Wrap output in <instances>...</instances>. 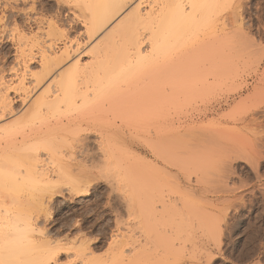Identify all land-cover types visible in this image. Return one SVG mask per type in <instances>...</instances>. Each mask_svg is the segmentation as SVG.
Masks as SVG:
<instances>
[{
	"label": "rangeland",
	"instance_id": "1",
	"mask_svg": "<svg viewBox=\"0 0 264 264\" xmlns=\"http://www.w3.org/2000/svg\"><path fill=\"white\" fill-rule=\"evenodd\" d=\"M77 1L0 0V19L2 18L0 20V78L6 83H0V88L3 86L4 90L5 85L10 86L7 94L12 105V112L6 113L3 118L1 117L2 119L0 118V127L11 123L15 117L17 119L21 115L25 116L30 109L29 106L33 104L32 101L36 100L41 91L43 92V89L47 90L50 86L53 89L54 81L59 73L70 68L76 60L79 59L80 63L85 66L94 61L95 56L92 50L101 43L103 44L102 38L106 39V31L111 30V27L115 30L119 28L116 25L120 24L119 26H121L122 21L126 20L124 18L130 15L138 2V0H129L125 9L101 31L102 34L98 33L90 37L86 30L90 20V12L80 0L78 1L79 3ZM238 3L241 6L237 5ZM241 3L244 4L242 5ZM79 4L81 7H77ZM144 4L142 7L146 10L148 3ZM81 8L82 11L80 10ZM223 10L217 17L216 26L214 25L213 29H204L205 31H201L200 36L193 41L196 49L197 47L202 49L201 57L203 60L206 57L208 59L210 57L209 60H211V56L207 55V53L211 51L208 45L211 44L209 43L211 37L214 39L213 33L216 35L217 33L220 34L225 28L228 31H233L232 33L238 35V37L241 36L242 42H240L241 44L239 43L241 47H239L240 45L238 47L241 50L245 48L246 51L242 50L241 52L236 49L235 53L238 54H234V59L232 60L237 65L234 66L235 63H233V66L230 65L231 70L228 73L223 74L225 71H220L217 74L216 71V74H214L212 72L214 68H212V63L208 59L205 61L197 59L198 63L196 61V64L195 62L192 64L191 72L192 69L197 70L199 68L201 70V73L199 72L200 75H198L199 73L197 74L196 70V72L193 70L194 72L192 75L190 74L191 76H185L186 78L190 77L191 82H187L186 80L188 79H185V77H182L185 80L182 79L175 82L172 85L175 87L173 91L169 89V91L164 93L166 98L162 94V99L165 101L160 99L164 104L161 103V100L156 99V105L153 103V105H139L141 106L139 108L136 105L138 109L133 105H126V107L124 106L126 110H120L118 106L122 108L123 105L114 107L108 101H104L103 105H101L103 107L97 105L98 108L93 107V112L88 111L90 108L83 110V112L88 111L85 112L86 116H81L82 111H77L80 112L79 115L74 110L70 114V112L67 113V110L63 109L64 112L63 110L55 112V117L52 115L56 121H54L52 116H49L51 120L48 119L49 117L44 119V124L43 122L41 124L40 121H37L39 123L36 122L39 126L45 125V129L51 131L49 135L47 134L48 131L46 133L43 130L46 134H42L41 129H44L43 126L37 129L38 125L36 124L37 126H35L34 124L36 130H40L39 134L35 129L32 130L30 126L31 132L28 131L29 127H26V131L22 133L25 137L20 138L22 136L21 133L15 136L18 139L20 138L19 140L15 138L16 140L14 139L15 141L12 140V142L11 139H9L10 141L4 139V142L7 143L1 140V146H6L9 143H13V145L15 143L19 144L21 139L27 140L30 137L29 134L34 133L33 131H35V134L28 139L30 141L34 137L37 138V134H41L44 139L48 135L46 140L50 141L51 138L55 140L53 143L58 150H54L56 152L54 154L59 159V163L62 162L64 164L67 162L65 166L61 163L66 169V171L64 169L63 171L67 172V176L63 173L66 176H63L64 180H62L60 175L53 174L62 180L58 182V186L61 183L59 188L57 187L56 194L49 200L45 198V202L42 204L44 205L43 208H41L42 205L39 208L36 203L31 204L32 207L36 205V210H39V212L34 210L35 207L32 209L30 206L33 216H36V219L38 218L37 220L33 218V222H36L35 227L39 228L36 227V230H40L38 233L35 231L37 240L47 244V239L49 238L48 244L51 242L49 247L54 246L52 248L58 254L56 257L58 263L79 264L82 258L79 256V259L77 253H79L78 249L80 248V251H86L85 253L83 251V257L88 254L87 256L103 257V259L105 258L104 260H106V257L109 258V254L111 258V256L115 257V254L118 253V258L115 259H119V261L114 260V264L115 262L119 264H148L149 261V264H264V0H232ZM239 11L240 15L243 16L239 15ZM227 20L231 21V23ZM225 22H227V27ZM108 27L110 28L108 29ZM113 29L112 31L114 32ZM110 30L108 31L109 35L112 33V31L110 33ZM198 40H201V42ZM196 42L199 43L197 44ZM204 44L208 48L203 51ZM189 47L188 49L191 52V47ZM194 49L192 48V50ZM44 50L46 52H43ZM49 52L51 55L49 56L52 58L48 56ZM58 55H62L63 58L59 56L61 61L58 62L57 68L47 75L39 86L35 87L37 85L35 84L36 75L43 70L41 65L48 59L57 61ZM93 58L94 60H90ZM187 58L186 61L192 63L191 60L189 61V56ZM236 59L238 60L236 61ZM242 60H244L245 64L241 63ZM200 63L206 64L205 66L209 64L211 69H209V66L206 69ZM203 69L211 71V75H205ZM38 71L39 73H37ZM191 72L189 71V73ZM20 76L24 77L25 82V87L21 90V86L18 84ZM1 79L0 82H2ZM182 81L185 82L181 84ZM2 88L0 92H4ZM137 88H140V85ZM159 101L160 103H157ZM132 109H137L138 112H133ZM119 111L121 113L124 111L122 116ZM56 113H60L57 116L59 117L58 119ZM63 113L67 115L63 116ZM90 113L92 114L89 116ZM137 114L138 117H136ZM130 116H134L132 118L136 119L134 120ZM75 126L80 127L76 128ZM78 128L79 132L76 131ZM27 131L29 134L27 133L26 135ZM56 132L57 134H55ZM77 139L80 140L77 141ZM99 141H101L100 144L98 143ZM54 144H52L51 140V145L54 146ZM81 145L84 146L81 147ZM101 146L107 152L101 150L99 148ZM43 147L45 146H42L39 151L42 159L47 158L49 155V151L46 147ZM53 149L55 148L53 147ZM85 150L90 151V154ZM60 152L61 155L59 154ZM27 153H29L28 150ZM32 153L30 152L29 155ZM93 157H96V159ZM95 160L98 162L102 161L100 162L102 163L101 166ZM249 163H253L252 166ZM66 165L68 167L71 166L72 168H69L73 170L68 169ZM209 170L211 173L208 172ZM83 171L85 174L82 173ZM99 171L104 173L101 175ZM153 171L154 173H151ZM131 172L135 173V176L137 172L138 175H141V173L142 175L134 177ZM91 173H94V175ZM154 174H156V177ZM96 175L97 177H94ZM142 176L145 177V180ZM130 177L131 180L134 178L132 181L135 182H132ZM57 178L55 179L57 180ZM149 179L150 181H147ZM219 180L227 182L228 185L225 182L220 184ZM133 183L139 184L138 187ZM223 185L224 188H222ZM76 187L78 189L82 188L83 191L82 189L79 191ZM132 187L134 188L132 189ZM203 187L205 190H203ZM149 188L153 190L151 197L148 196L150 194ZM217 189L219 191L215 192ZM38 192H34L32 197L30 196L31 200L34 196H37L34 197V202H36V199L40 202V198L47 195L45 191L39 192V195ZM137 192L140 195L142 194L143 198ZM154 195H162L161 197L163 198L160 196L157 198ZM184 196L185 198L187 196V198L183 199ZM160 199L164 202L166 201V204L163 202L162 204ZM127 200H131V203ZM187 201L188 203L191 201L189 205L186 204ZM153 202L155 203L152 205L151 203ZM191 204L193 206H190ZM194 205L199 208H194ZM162 206L166 207L163 208ZM146 209L149 210V213H147ZM172 209L173 211H171ZM195 210L196 212L199 210L200 214L195 213ZM205 211L207 213L210 211L211 214H209L212 217L208 215L211 219ZM153 212L155 215H152ZM201 212L203 213L201 214ZM215 213L218 214L217 218ZM196 214L198 216L197 220L195 219ZM149 218H151L150 223ZM196 221L198 222L196 223ZM159 222L161 225H157ZM201 222L204 224L203 230L199 226ZM152 227L153 230L151 229ZM188 232L190 233L188 234ZM214 232L215 234H213ZM162 237L163 240L168 241V245H166V241L162 242ZM216 238L217 240H215ZM111 245L115 247V250H113ZM167 246H169V250L171 249L170 253H168ZM113 252H115V256L112 255ZM136 252L137 254L142 253L138 254V257L142 255L139 258L141 262L139 259L138 262L137 258L133 261L132 258H134ZM79 255L81 254L79 253ZM129 258L132 260L130 261ZM53 263L54 260H52Z\"/></svg>",
	"mask_w": 264,
	"mask_h": 264
},
{
	"label": "bare ground",
	"instance_id": "2",
	"mask_svg": "<svg viewBox=\"0 0 264 264\" xmlns=\"http://www.w3.org/2000/svg\"><path fill=\"white\" fill-rule=\"evenodd\" d=\"M80 1L83 3L84 7L87 8L89 10V12H90V20H89V24H87L88 26H87L86 30H87V33H89V36L92 37V36H94V35H96L98 33H101V31H103L104 28L111 21H113V19L116 16H118L125 9V7L127 6L129 0H80ZM230 1H232V0H138L137 4H135L133 10L132 11L130 10L131 11L130 15L127 16L126 18H124L126 20L124 21L123 19H119V20H123L122 21L123 24L121 23V26H119L120 24L116 25L119 28H116V30H115V29H113V27H111V30H110L109 29L110 27H108V29L110 30V33H111L112 29L114 30V32L112 31V33L109 35V33H108L109 30L107 29L108 31H106L107 33L105 34V36L107 35L106 36V39H103L102 38L103 44L101 43L102 45L100 44V45L96 46L92 50V51H94V54L93 55L95 56V60H94V58L93 59H90V60H94V61H91L92 64H90L91 62L89 61L90 62L89 63L90 65L88 64V65L85 66V65H83V63L81 64L80 63V60L78 59V60H76L74 62V64L72 66L70 65L71 66L70 68H68L67 70H65L62 73H59L58 76L56 75L57 76V79L54 81V88L52 87L53 89H51V86H50V87L47 88V90L43 89L44 91L43 92L41 91V94L40 95H38V96L36 95L37 96L36 100L35 101H32L33 104H31L29 106L30 109L28 108L29 111H28V113L25 116L24 115H21L23 117L20 116L17 119L15 117L14 121L12 120L11 123H7V124L5 123L6 125L0 127V143H1V140H3V142H4V139H7L8 141H10L9 139H11V141L12 140L15 141L16 140L15 138H17L15 136L17 134L19 135V133L22 134L23 131L25 132L26 131L25 130L26 127H29L28 128V131H30V126H31V129L32 130L33 129L36 130V127H34V124H35V126H37L38 125L37 123H39L37 121H40V123H41V122L44 121V119L48 118L49 116H52L53 115L55 117V115H54L55 112H59V110L62 111L63 109L64 110H67V113L70 112V114H71V112H73V110L75 112H77V111H80L81 112L82 111L81 112V116L82 115H85L86 116V113L85 112L92 111L93 107L98 108L97 105L98 106L103 105V102L104 101L105 102L108 101V103L110 105H114V107L116 105H123L122 108H120L121 106H118L120 110L125 109L126 105H133L134 107H136V105H138V108L141 107L139 105H153V104L156 105V101L162 99V97H163L162 94H164L167 91H169V89L173 91V89L175 87L172 86V85L175 82H177L179 80H182L185 76L187 77V75L191 76L192 73L196 70V69L195 70L192 69V72H191L192 64L194 62L196 64L197 59L198 60H203V58L201 57V50L202 49L201 48H198V47L196 49V47L194 46V41L193 40H195L196 37L200 36L199 35L200 32L203 31L204 29H207V28H209V29L212 28L213 29V27L215 25V22L217 20V17H219V13L222 12V11H224L223 9L226 8V5ZM144 3H146V4L148 3V7L149 8L147 7L146 10H145V8L142 7L143 5H145ZM235 3H237V2H235ZM239 3L237 5H240ZM234 5H236V4H234ZM78 6H80V4L77 5V7ZM227 8H229V7L227 6ZM80 10L82 11V8ZM238 10H240V9H238ZM3 12H5V11H3ZM1 14H2V12H1ZM237 15H235V16H237ZM239 15H240V11H239ZM5 16H6V14H5ZM240 16H243V15H240ZM119 20H117V21L119 22ZM228 22L231 23V21H228ZM226 23L227 22H225V26L227 27V24ZM242 23H241V25H242ZM232 24H234V22H232ZM221 26H222V24H221ZM211 32L213 33V31H211ZM215 32L217 33V31H215ZM221 32H222V34H221ZM221 32H220V34L217 33V35L215 33H213L214 39H213V37H211V40L213 39L212 41L210 40V42H209L211 44H209V43H208L209 45L207 44L209 46V50H211L210 53H207V55L209 54L211 56V60H209L210 57H209V59L206 57V59H208L212 63L211 66H212V68H214V71H212V72H214V74H216L215 73L216 71H217V74L220 71H222V72L225 71L223 74L228 73V71L231 70L230 67L234 65L233 63H235L234 66L237 65L236 62H234V60H232V59H234V54L235 55L238 54V53L236 54L235 51H236V49L238 50L239 47H241V45H240L241 43L240 42H242L241 36L238 37V35L233 34L232 33L233 31H231V30L228 31L227 29L223 28V31H221ZM45 33H47V32H45ZM234 33H235V30H234ZM46 35H48V33ZM213 35H210V36H213ZM246 36H247V34H246ZM24 38H26V37H24ZM244 40H245V38H244ZM244 40H243V42H244ZM191 41H193V42H191ZM246 41L248 42L247 39H246ZM199 42H201V40ZM199 42H196V43L198 44ZM196 43H195V45H197ZM206 43H207V41H206ZM243 44H242V46H243ZM189 46L190 47L191 46H194V47H191V52L188 49ZM93 47H94V45H93ZM200 47H202V46H200ZM203 47H204L203 48V51H204L205 48H208V47H206L205 44L203 45ZM210 47H212V48L210 49ZM192 48L193 49L195 48V49L192 50ZM32 49H30V50H32ZM205 50H207V49H205ZM239 50L242 52V50H245V48L242 49V50L241 49H239ZM247 50H248V48H247ZM203 51H202V53H203ZM43 52H46V51L44 50ZM43 52H42V54H44ZM206 52H208V51H206ZM47 53H45V54L47 55ZM260 53H261V51H260ZM49 55H50V52H49L48 56ZM59 56H62V55H58L57 56L58 60L55 58L57 61H55L54 59H48L45 63L43 62L44 64L41 65L42 66L41 69H43L42 72L39 73V71H38L37 73H39V74L36 75V78L34 77L36 79L35 80L36 82L32 80L33 82H35V84H37L35 87L39 86L41 84V82L43 81V79L47 75H49L54 69L57 68L56 66L58 65V62L61 61V60H59ZM78 56H79V54H78ZM188 56H189V61L191 60L192 63H188L186 61V59H188L187 58ZM50 58H52V57H50ZM62 58H63V56H62ZM205 60H203V61H205ZM237 60L238 59H236V61ZM203 61H201V62H203ZM242 61H241V63H244L245 64L244 60H242ZM197 63H198V61H197ZM246 63H247V61H246ZM201 65H203V64H201ZM205 65L206 64H204L203 67H205L206 69H208L207 67L209 66V69H211L209 64L207 66H205ZM63 67H61V68H63ZM196 68H198V67H196ZM61 70H63V69H61ZM189 71L191 73H189ZM196 71H197V74H198L201 70L198 68ZM204 71H205V75L206 74L209 75L210 73H212L211 71H208V70H204ZM58 72H60V70H58ZM200 73L198 75H200ZM214 74H213V76H215ZM186 77H185V79H188L186 81L187 82H191L190 77L189 78H186ZM196 77H195V79L198 78V77L197 78ZM185 79H183V80H185ZM50 80H52V79H50ZM192 81H193V78H192ZM3 82L5 83L4 80H2V82H0V83L2 84ZM51 82H53V81H51ZM184 82L182 81L181 84H183ZM5 84H3V85H5ZM18 84H20V86H21V88L19 86L20 90L23 89V87H25V82H24V77L23 76L22 77L20 76V80H19V83ZM139 85H140L141 90H139L140 88H137ZM9 88H10L9 85H5L4 90L2 88V90L4 92H2V91L0 92L2 94L0 96V104H1L0 105V118L1 117L3 118L6 113H9V112L11 113L12 112L11 100H10V97H8V94H7V91L9 90ZM16 88H18V87H16ZM24 89H26V88H24ZM180 89H182V88H180ZM137 90H139V91L137 92ZM175 90H177V89H175ZM164 98H166L165 94H164ZM154 100H155V103H154ZM162 100L165 101L164 99H162ZM162 100H161V103H163ZM166 102H165V105H166ZM157 103H160V101L157 102ZM104 105H105V103H104ZM157 105H159V104H157ZM101 107H103V106H101ZM89 108H90V110H88ZM86 109L88 111H84L83 112V110H86ZM100 109H102V108H100ZM137 109H135V110L132 109V110H133V112H135V111H137ZM64 110H63V112H64ZM124 111H123V113H124ZM80 112H77V113L79 114ZM119 112H120L119 114H121V116H122L123 113H121V111H119ZM60 113H62V112H60ZM60 113H56L57 114L56 117L58 116V114L60 115ZM139 113H141V112H139ZM91 114L92 113H90L89 116ZM138 114H137V116L136 115L135 116L138 117ZM65 115H67V114L65 113L63 116H65ZM79 115H77V116H79ZM77 116H76V118H77ZM93 116H94V114H93ZM73 117H74V115H73ZM117 117H119V116H117ZM130 117L132 118L134 116H130ZM58 118L59 117H57V119ZM48 119H50V117ZM132 119H134V118H132ZM54 121H56L55 118H54ZM43 124H44V122H43ZM42 126L45 129L46 126L45 125H42ZM42 126H39L38 125L37 126V129L42 128ZM53 127H55V126H53ZM77 127H80V126H77ZM44 129H41L42 134L44 133L43 131H45V132L48 131V129L47 130L46 129L44 130ZM28 131L26 132V135H27ZM39 131H37L38 134H39ZM56 131H57V128H56ZM76 131L79 132L80 131L79 128ZM33 132H34L33 134H35V131H33ZM49 132H51V131H48V133L47 132L46 133L49 135ZM46 133H44V134H46ZM21 134H20V136H21ZM33 134L30 133L29 134L30 137H28V139L32 138V135ZM38 134L36 135V137L37 136L38 137L37 138L34 137L31 141L26 138L28 141L25 140V139H23V140L21 139V141H19V144H16L15 142H14L15 143L14 145H13V143H9L8 145L6 144V146H1V144H0V146H1V148H0V264H52V260H54V263L53 264H60L61 263L60 261H59L60 263H58V261H57V258L56 257L58 256V254H56V251L54 250V248H52L54 246L51 247L52 249L49 247V244H51V242L48 244V241H49L48 239L49 238L47 239V244H44L41 241L39 242L37 240V237L35 235V231L38 233V231H40V230H36V227H37V226L35 227V223L36 222L35 223L33 222V218H35L36 216L35 217L33 216V213H32L33 211L30 210V206H31L32 209H34V207H35L34 210H36V205H34L32 207V205H31L32 203H36L37 204V207H39V206L41 207V205L43 204V202H45V198L46 199L48 198V200H49V198H52L54 196V194H56L57 187L59 188L60 183H61L60 182L59 183V186H58L59 180L60 181L64 180L63 179L64 178L63 176H65V175L63 173H65V174L67 173V172H64V171H66V169H65V167H63V165L65 166V164L67 162H65L64 164L61 162L63 164L62 165L61 163H59L60 162L59 159H57L56 155L54 154V152H55L54 150H58L57 149V146L55 147V144L53 143V141H55V140H53L51 138L52 144H54V146H52L51 145V140L50 141L46 140V137L48 139V135L47 136L45 135L46 137L44 139V137H41V134L40 135H38ZM51 134H54V133H51ZM51 134H50V136L52 137ZM55 134H57V132ZM23 136H24V134H22V136L20 138H22ZM19 139L17 138V140H19ZM7 140H5V141H7ZM62 140H63V137H62ZM79 140L77 139V141H79ZM4 143H7V142H4ZM4 143H3V145H4ZM98 143L100 144L101 141H99ZM81 144H82V142H81ZM85 145H87V143H85ZM42 146H45L46 149L49 151L48 152L49 158H48V156H47V158H43V159L41 158L42 156H41V153H39V151L42 148ZM83 146L81 145V147H83ZM45 147H43V148H45ZM53 147L55 149H53ZM163 147L166 148L165 146H163ZM99 148H101V150H105V148L103 146H101ZM27 150L29 151V153L30 152L31 153L33 152V153L29 155V153H27ZM61 150H62V148H61ZM101 150H100V152H101ZM23 151H24V153H23ZM85 151H84V153H85ZM86 152H88L90 154V151H86ZM92 152H93V150H92ZM102 152H104V151H102ZM112 153H113V151H112ZM59 154L61 155V152ZM101 154H103V153H101ZM115 155H116V153H115ZM199 156L201 157V155H199ZM54 157L56 158L57 161L55 160ZM99 157H102V156H99ZM245 157H246V155H245ZM248 157H250V156H248ZM93 158L96 159V157H93ZM120 158H121V156H120ZM104 159L106 160V158H104ZM44 160L46 161V163H45ZM98 161H99V158H98ZM98 161H96V163H99L100 166H101L102 163H100V162H102V161H100V162H98ZM118 162H119V160H118ZM192 163H193V159H192ZM104 164H105V162H104ZM200 164H201V162H200ZM249 164H251V163H249ZM252 164H251V166H252ZM110 165H108V166H110ZM203 165L204 166H207L206 164H203ZM219 165H221V164H219ZM66 166L68 167V165H66ZM121 166L123 167V165H121ZM69 167H71V166H69ZM69 167H68V169H71L72 168V167L71 168H69ZM193 168H195V167H193ZM63 169H64V171H63ZM72 170L73 169H71V171ZM84 171L82 173H84ZM102 171H103V169H102ZM139 171L143 172L142 170H139ZM208 172H210V170ZM55 173L58 176L60 175V177H62V180L60 179V177L58 179L57 178L58 176L55 177L53 175ZM100 173L102 175V173H104V172H100L99 171V174ZM148 173H150V172H148ZM151 173H154V171L151 172ZM91 174L94 175V173H91ZM134 174L135 173H132V175L134 177L141 176L142 175V173H141V175H138V172L136 173L137 174L136 176ZM154 175L156 177V174H154ZM158 175H159V173H158ZM66 176H67V174H66ZM143 176H144V173H143ZM94 177H97V175L94 176ZM142 177H141V179H142ZM55 178H57V180ZM68 178H69V176H68ZM80 178H82V177H80ZM144 178L145 177H143V179ZM205 179L207 180V178H205ZM208 179H210V178H208ZM130 180H131V177H130ZM147 181H150V179L147 180ZM219 181H220V184L222 182L223 183L225 182V181H222L221 182V180H219ZM66 182H64V183H66ZM132 182H135V181H132ZM157 182H158V180H157ZM140 183H143V182H140ZM217 183H218V181H217ZM225 183H226V185H228L227 182H225ZM83 184H85V183L83 182ZM133 184H135L136 187H138V185H139V184L137 185V183H133ZM71 186H72V183H71ZM71 186H70V188L72 189L73 186L72 187ZM144 187H146V186H144ZM133 188L134 187H132V189ZM213 188H215V186H213ZM222 188H224V185H223ZM60 189H61V187H60ZM71 189H70V191H71ZM76 189H78V188L76 187ZM81 189H78V190L80 191ZM85 189H87V188H85ZM218 189H217V191H215L216 189L213 190V191L218 192L219 191ZM137 190L139 191L138 188H137ZM203 190H205L204 187H203ZM37 191H39V192H44V191L47 192L46 193L47 195L45 193H43V194L46 195V197H44V196H42L40 194L42 196L40 198L42 200V201L40 200L41 203L36 198H35L36 199V202H34L35 201L34 200V197H37V196H34L32 200L30 199L32 197V195H34V192L37 193ZM73 191H74V189H73ZM82 191H83V189H82ZM152 191L153 190L150 189V194L148 196L151 195V192ZM206 191H207V189H206ZM39 192H38V195H39ZM135 192H136V190H135ZM137 194H138V192H137ZM138 195H140V194H138ZM138 195H137V197H138ZM158 196H160V195H158ZM158 196H155V197L159 198ZM187 196H189V195H187ZM187 196H186V198H187ZM141 197L143 198V196H141ZM161 198H163V197H161ZM186 198H185V196L183 197V199H186ZM29 199L31 200L30 203H29V201H30ZM127 201H129V200H127ZM152 201H154V200H152ZM129 202L131 203V200ZM158 202H159V200H158ZM158 202H156V203H158ZM162 202L166 204V201L164 202V201L161 200V203ZM39 203H40V205H39ZM154 203L155 202H153L151 204L153 205ZM189 203H188V201L186 202L187 205H189ZM183 205L184 204H182V206ZM43 206L44 205H42L41 208H43ZM140 206H139V208H140ZM190 206H193V205L191 204ZM162 207L164 208L166 206H162ZM169 207H170V205H169ZM183 207H185V206H183ZM196 207L199 208L198 206H195L194 205V208H196ZM156 208H158V207H156ZM146 210H145V212H146ZM36 211L39 212V210H36ZM148 211L149 210H147V213H149ZM171 211H173V209ZM198 211L196 212V210H195L194 212L195 213H199ZM206 211H205V213H207ZM133 212H134V210H133ZM168 213H170V212L168 211ZM202 213L203 212H201V214ZM209 213H210V211H209ZM209 213H207V216L208 217L211 214V213L210 214ZM37 214L39 215V213H37ZM43 214H44V212H43ZM153 214H154V212L152 213V215ZM215 214L217 215L216 216V218H217L218 217V214L217 213H215ZM225 214H226V212H225ZM158 215H157V217H158ZM184 215H185V213H184ZM170 216H171V214H170ZM186 216H188V215L186 214ZM191 216H193V215H191ZM182 217H183V215H182ZM197 217L198 216L196 214L195 215V219L196 220L198 219ZM200 217H201V215H200ZM158 218H160V217H158ZM163 218L165 219L164 215H163ZM168 218H170V217H168ZM201 218H203V217H201ZM150 219L151 218H149V223H150ZM187 220H186V222H188ZM146 221H147V218H146ZM214 221H215V218H214ZM191 222H192V220H191ZM197 222L198 221H196V223ZM151 224L153 226V222L152 221H151ZM159 224L161 225L160 222L157 223V225H159ZM189 224H188V226H189ZM200 224L202 226L201 225H199V226L201 227V230H203L204 229V227H203L204 224L202 222ZM210 224H212V223H210ZM226 225H228V224H226ZM154 227H157V226H154ZM211 227L213 229H215L213 226H211ZM146 228H148V227H146ZM151 229L153 230V227ZM149 231H150V229H149ZM150 232H148V233H150ZM154 232H156V231H154ZM184 232L186 233V231H184ZM189 233L190 232H188V234ZM152 234H150V235H152ZM213 234H215V232ZM161 235H160V238H161ZM216 235H217V233H216ZM148 237H149V235H148ZM156 239L157 238H155V240ZM215 240H217V238ZM157 241H158V239H157ZM163 241L164 242L166 241L167 242L166 245H168V241L165 240V239L163 240V237H162V242ZM146 243H148V242H146ZM217 243H220V242H217ZM161 244H163V243H161ZM163 245H165V244H163ZM169 246H167L168 247L167 248L168 250H169ZM111 247H113V246L111 245ZM114 248L115 247H113V250H115ZM167 249L165 248V251ZM78 250H79V253L81 255H79V253H77L78 254L77 257L79 258V256H80L82 258V259L79 258L81 260V262H80L81 264H114V260H116L118 258V256H117L118 253L115 254L117 256L116 257L114 255L115 252H113V254L111 253L115 257L111 256V258H110V254H109L108 255L109 258L106 257V260H104L105 258L103 259V257L98 258V257L93 256V255L87 256L88 255L87 253H86L87 255L86 256L84 255V257H83L82 255L86 251H84V250H81L80 251V248ZM111 250H112V248H111ZM83 251H84V253H83ZM110 252H112V251H110ZM170 252H171V249L169 250L168 253H170ZM140 253H138V254H140ZM146 253H148V252L146 251ZM136 254H137V252H136ZM136 254H135V256H136ZM138 254H137L136 257L134 256V258H132L133 261L136 260V258H137V261H138V259L142 256V255H139V257H138ZM172 254H174V253L172 252ZM177 254H179V253H177ZM176 255H174V256H176ZM106 256H107V254H106ZM132 259H130V261ZM75 260H77V259H75ZM80 260H78V261H80ZM116 261L118 262L119 259L116 260ZM139 261H140V259H139ZM117 262H115V264H119ZM136 262H134V263H136ZM207 262H208V260H207ZM149 263H150V261H149ZM67 264H69V263H67Z\"/></svg>",
	"mask_w": 264,
	"mask_h": 264
}]
</instances>
